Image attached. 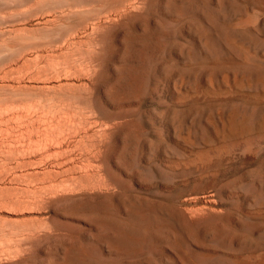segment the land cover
Wrapping results in <instances>:
<instances>
[{"label": "rangeland", "instance_id": "rangeland-1", "mask_svg": "<svg viewBox=\"0 0 264 264\" xmlns=\"http://www.w3.org/2000/svg\"><path fill=\"white\" fill-rule=\"evenodd\" d=\"M0 264H264V0H0Z\"/></svg>", "mask_w": 264, "mask_h": 264}]
</instances>
